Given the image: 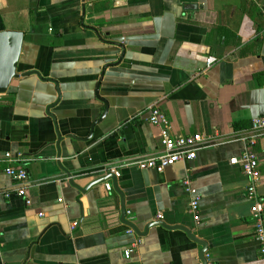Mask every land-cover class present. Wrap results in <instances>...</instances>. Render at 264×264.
Segmentation results:
<instances>
[{"label":"crops","instance_id":"0c3cea01","mask_svg":"<svg viewBox=\"0 0 264 264\" xmlns=\"http://www.w3.org/2000/svg\"><path fill=\"white\" fill-rule=\"evenodd\" d=\"M1 31L24 41L0 94V264H264L230 163L264 117V0H0ZM155 104L210 139L161 173L132 164L161 152ZM253 150L264 198V134Z\"/></svg>","mask_w":264,"mask_h":264},{"label":"built area","instance_id":"2783aa9c","mask_svg":"<svg viewBox=\"0 0 264 264\" xmlns=\"http://www.w3.org/2000/svg\"><path fill=\"white\" fill-rule=\"evenodd\" d=\"M217 61L215 57H209L206 61L210 67ZM149 122L160 128L161 134V152L152 157L141 158L135 160L132 164L141 169H153L161 173L166 167L174 165L177 162L192 161L196 159L197 152L200 149L206 148L210 139L202 134L192 135H174L171 133L170 121L167 115L155 104L149 107ZM264 134V117L255 118L252 123V129L249 135L245 136V149L238 157L230 159L231 164H238L243 169V172L248 178V186L246 188L247 199L251 202V213L254 217L255 240L259 244L260 256L264 260V198L258 194V187L261 184V176L259 173V159L253 147L257 143V139ZM8 157V164L5 172L16 182L20 187L16 190L17 195L22 197L27 205L31 204L27 189L25 187L28 180L27 170L20 165H15L11 156ZM118 176L119 173L115 172ZM185 190L190 195V210L194 214L195 219L199 220V202L200 196L197 190L191 186L189 180L184 182ZM107 188L111 189V185L107 184ZM11 192L0 194V201L3 197H10ZM161 214L158 219H162ZM131 232L132 229L130 228ZM136 247V243L132 244L124 252L125 257L129 259Z\"/></svg>","mask_w":264,"mask_h":264},{"label":"water","instance_id":"95a60500","mask_svg":"<svg viewBox=\"0 0 264 264\" xmlns=\"http://www.w3.org/2000/svg\"><path fill=\"white\" fill-rule=\"evenodd\" d=\"M23 41L24 34L22 32H0V94L6 93L10 87L11 82L23 75V73L19 71V62L23 47ZM25 73L27 75H30V73L37 74L34 72ZM104 103L107 111L109 105L105 100ZM159 225L165 226V224L163 223H159Z\"/></svg>","mask_w":264,"mask_h":264}]
</instances>
